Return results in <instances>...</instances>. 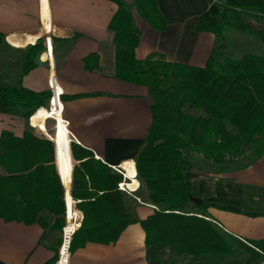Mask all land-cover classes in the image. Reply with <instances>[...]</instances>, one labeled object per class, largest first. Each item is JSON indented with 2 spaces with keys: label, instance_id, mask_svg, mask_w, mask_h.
Here are the masks:
<instances>
[{
  "label": "trees",
  "instance_id": "1",
  "mask_svg": "<svg viewBox=\"0 0 264 264\" xmlns=\"http://www.w3.org/2000/svg\"><path fill=\"white\" fill-rule=\"evenodd\" d=\"M110 1L118 6L108 25L114 32L116 77L147 87L152 100V124L141 142L135 167L156 209L153 215L138 221L130 206L133 197L119 186L123 174L72 143L73 158L81 161L72 170V197L81 200L78 207L84 218L71 239L70 254L89 242L115 243L130 223L139 222L145 230L150 264H158L150 254L158 244L174 247L168 264H254L258 256L212 223L208 208L215 206L250 216H264V212L231 204L197 203L186 172L193 167L192 157L196 154L216 164L244 158L245 166L264 155V54L248 52L233 57L227 52V33L233 30L264 45V30L249 24L251 16L264 19V0H220L215 12L198 17L191 28L216 36L203 67L171 62L156 54L146 59L135 57L140 40L135 18L125 0ZM135 3L146 20L158 13L155 0ZM29 41L35 42V37ZM5 44L0 33V46ZM11 48L22 58L12 82L0 75V112L27 118L29 111L44 106L33 114L35 126L43 131L45 104L52 91L34 92L24 87L23 80L41 64L40 56L46 50L44 39L24 49ZM61 98L65 99L63 95ZM24 134L22 138L9 131L1 134L0 167L6 174L0 175V217L38 222L45 229L61 233L65 222L64 190L53 170V144L47 138H37L31 130ZM54 143L67 185L72 168L70 142ZM127 167L133 168V162ZM49 168L50 174L45 172ZM45 210L53 220L40 215ZM68 213L71 215V208ZM56 244L51 246L52 257L43 264H57L61 237ZM261 246L264 248V241Z\"/></svg>",
  "mask_w": 264,
  "mask_h": 264
},
{
  "label": "crops",
  "instance_id": "2",
  "mask_svg": "<svg viewBox=\"0 0 264 264\" xmlns=\"http://www.w3.org/2000/svg\"><path fill=\"white\" fill-rule=\"evenodd\" d=\"M125 1L140 31L135 57L146 59L156 54L171 62L205 66L216 36L209 31H195L191 26L199 16L216 11L210 0H155L158 13L153 14L152 20L141 17L135 0ZM117 9L110 0H0V33L7 44L2 46L24 49L39 38L44 39L46 50L40 56L41 64L24 76V87L34 92L51 91L52 74L59 82L56 90L65 97L55 98L53 109L49 101L45 104L43 131L35 126L33 117L0 112V139L3 131L22 138L31 130L37 138L52 142L53 170L64 190L63 226L68 205L78 210L82 221L84 218L78 207L81 200L72 197V170L81 162L73 158L72 143L123 174L124 181L119 186L133 197L130 206L138 221L153 215L156 209L147 198L135 167L141 142L152 124V100L147 87L116 77L114 32L108 25ZM33 37L32 43L29 39ZM72 95L78 97L71 98ZM48 121L55 123L53 136L47 132ZM54 141L70 142L72 168L67 185L60 173ZM242 160L214 164L201 154L193 156V167L186 177L192 182L196 199L264 212V155L246 166ZM131 161L133 168L126 169ZM45 172L50 174L51 168ZM2 174L6 171L1 166ZM208 212L212 223L239 243L247 240L261 245L264 241L263 215L250 216L215 206L209 207ZM40 215L53 220L47 210ZM56 234L61 233L45 229L38 222L0 217V264L47 262L53 255L51 246L57 245ZM162 246L151 249L155 262L159 261ZM61 252L59 264H150L145 230L139 222L130 223L115 243L89 242L72 254L63 249Z\"/></svg>",
  "mask_w": 264,
  "mask_h": 264
},
{
  "label": "rangeland",
  "instance_id": "3",
  "mask_svg": "<svg viewBox=\"0 0 264 264\" xmlns=\"http://www.w3.org/2000/svg\"><path fill=\"white\" fill-rule=\"evenodd\" d=\"M249 24L251 26H254L256 29L260 30H264V19L262 18H257V17H249ZM227 38H228V54L230 53L231 56H235V57H240L245 53H255V54H264V45L262 43H260L258 40H256L254 37L250 36V35H245L241 32L238 31H229L227 33ZM15 48V47H14ZM22 58V54L20 52L14 51L11 47L10 49H6V47L4 46H0V70L1 73L0 75H2L4 77V79H7L9 82H12L14 79L13 77L15 76V74L17 73V70L19 69V62ZM48 104V103H46ZM54 121H48V125H47V132L51 134V136H53V129H54ZM243 159L242 161H247V159L244 158H240ZM238 159V160H240ZM236 160V161H238ZM235 161V162H236ZM213 163V162H212ZM216 164V163H214ZM134 191V189H133ZM72 205H68V210L69 208H71ZM67 216L69 218V223L67 226V230L69 231L66 234V238H69L71 236V234L74 231V225L72 222V219L74 218V215L71 211V215H69V213H67ZM70 230H72L70 232ZM57 235V240L60 239L61 237V246L59 248V253H58V260L60 259V250L62 247V243H63V230L61 232V234H56ZM255 243H259L258 240L255 241ZM241 247H243L247 252L249 253H253L250 249H248V247H246L242 243H238ZM64 247V246H63ZM174 247H166V246H162L161 249L159 250L161 253V256L159 257V261L157 262L158 264H168V258H169V254L172 252ZM156 256V255H155ZM156 258V257H155ZM182 258V257H180ZM61 260V259H60ZM60 260L58 261V264L60 263Z\"/></svg>",
  "mask_w": 264,
  "mask_h": 264
},
{
  "label": "built area",
  "instance_id": "4",
  "mask_svg": "<svg viewBox=\"0 0 264 264\" xmlns=\"http://www.w3.org/2000/svg\"><path fill=\"white\" fill-rule=\"evenodd\" d=\"M219 2H220V0H211L210 4L211 5H217V3H219ZM49 77H50V79H49V88L52 91V96H51V98L49 100V104H50V109H53L54 106H55L54 105V99L57 98V100H62L61 99L62 93L56 90L57 87L59 86V82H58V79H57L56 75H52L51 74ZM40 109L29 111V118L31 119L33 117V114L38 112ZM63 110H64V105L62 104V101H61V113L62 114H63ZM65 124L67 126L68 122L65 121ZM71 211H72V213L74 215V218L72 219V222H73V224L75 223V227H74V231L71 234V236L69 238V241H68V247H67L68 255H69V249H70V245H71L70 242H71V239H72V237L74 235V232L81 226V223H82V216L78 215V213H79L78 210L75 209L74 206H72L71 207ZM68 223H69V218L67 216V222L62 228L63 236H64L63 243H62L63 245H64V242H65L66 234L69 232L67 230ZM243 243L254 253V255L256 257L258 256V259H257L256 262H254V264H264V248L260 244H254V243H251V242H249L247 240H243ZM63 245H62V247H63ZM62 247H61V249H62ZM60 257H61V250H60L59 258ZM57 264H58V262H57Z\"/></svg>",
  "mask_w": 264,
  "mask_h": 264
},
{
  "label": "bare ground",
  "instance_id": "5",
  "mask_svg": "<svg viewBox=\"0 0 264 264\" xmlns=\"http://www.w3.org/2000/svg\"><path fill=\"white\" fill-rule=\"evenodd\" d=\"M57 99V98H56ZM72 230H70V232H71ZM68 242V238H65V242H64V247H62V249H63V251H64V253H66L67 252V243ZM61 253H63V252H61ZM62 255V254H61ZM60 259H61V257H60Z\"/></svg>",
  "mask_w": 264,
  "mask_h": 264
},
{
  "label": "water",
  "instance_id": "6",
  "mask_svg": "<svg viewBox=\"0 0 264 264\" xmlns=\"http://www.w3.org/2000/svg\"><path fill=\"white\" fill-rule=\"evenodd\" d=\"M196 202L199 203V202H201V200L200 199H197Z\"/></svg>",
  "mask_w": 264,
  "mask_h": 264
}]
</instances>
